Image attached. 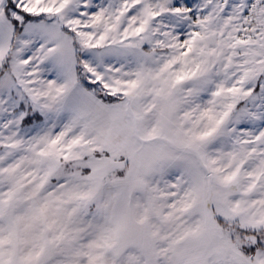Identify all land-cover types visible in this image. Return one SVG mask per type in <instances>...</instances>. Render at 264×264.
Masks as SVG:
<instances>
[{"label":"snow or ice","instance_id":"snow-or-ice-1","mask_svg":"<svg viewBox=\"0 0 264 264\" xmlns=\"http://www.w3.org/2000/svg\"><path fill=\"white\" fill-rule=\"evenodd\" d=\"M0 264H264V0H0Z\"/></svg>","mask_w":264,"mask_h":264}]
</instances>
